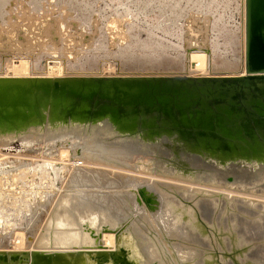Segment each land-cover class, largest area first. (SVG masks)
<instances>
[{
  "label": "rangeland",
  "instance_id": "1",
  "mask_svg": "<svg viewBox=\"0 0 264 264\" xmlns=\"http://www.w3.org/2000/svg\"><path fill=\"white\" fill-rule=\"evenodd\" d=\"M208 2L0 0V76H47L58 87L62 76L71 75L108 80L116 75L243 74L241 0H215V4L209 2L213 5L210 7ZM226 39L239 58L234 66L222 63L224 55L232 56L231 47L224 43ZM198 50L206 53L203 61L190 57ZM95 96L102 101L99 94ZM92 139H83L76 133L44 131L25 132L13 138L0 136V249L31 250L58 196L71 191L68 206L87 207L80 215L100 212L110 222L129 218L128 233L123 239L124 244L129 240L125 245L137 263L146 264L149 259L158 264H187L191 257L199 258L200 251L192 243L194 236L170 214L176 205L183 204V198L188 199L179 196L183 193L180 188L210 192L196 201L200 203L197 208L202 207L213 218H218L222 205L211 215L207 205H216L212 197L223 198L226 203V198L231 197L264 203L263 195L147 173L136 166L138 159L143 160L142 155L130 147ZM142 186L159 195L160 204L152 208L154 211L136 199V191ZM66 208L62 212L70 218ZM249 211L261 219L260 225L264 224V213L259 208ZM241 216L231 213L240 233ZM257 219L247 220L252 231L245 236L254 241L250 242L252 249L264 250V235L260 236L261 229L259 234L255 231ZM101 243L113 249L114 234L103 233ZM214 249L218 255L223 252L218 247ZM226 253V264H232L231 252ZM215 261L223 264L217 257Z\"/></svg>",
  "mask_w": 264,
  "mask_h": 264
},
{
  "label": "bare ground",
  "instance_id": "2",
  "mask_svg": "<svg viewBox=\"0 0 264 264\" xmlns=\"http://www.w3.org/2000/svg\"><path fill=\"white\" fill-rule=\"evenodd\" d=\"M242 1L239 28L244 22L243 74L116 75L108 80L71 75L62 76L58 87L47 76H0V136L13 138L25 132L44 131L76 133L83 139L94 137V141L130 147L142 155L143 160L138 159L136 166L147 173L264 196V79L257 85L248 80L249 76H264V71L247 69L245 0L244 12ZM224 43L231 47L227 39ZM230 53L232 56L224 55L222 63L234 66L239 58L233 46ZM204 56L202 51L190 54L198 61H203ZM161 84L164 92L159 89ZM93 93L99 94L102 101ZM180 190L183 193L179 196L188 199L183 198V204L176 205L170 214L194 236L192 243L200 251L199 258L191 257L187 264H219L215 257L226 264V251L231 252L232 264H264V250L252 249L250 242L254 241L245 236L252 231L247 220L258 218L249 210L259 208L264 213V203L238 197L226 198V203L223 198L212 197L215 206L202 203L211 215L222 205L218 218H213L202 207L197 208L199 196L210 192L186 187ZM63 192L46 216L32 249H0V264H139L125 245L129 240L124 244L129 218L110 222L100 212L80 215L87 207H69L71 191ZM136 194V199L143 200L141 204L150 211L160 204L158 193L147 187L138 188ZM230 202L233 205H228ZM64 206L69 208L70 218L62 212ZM231 213L242 215V233L237 231ZM260 222L257 219L255 231L261 229V236L264 224ZM105 232L114 234L113 249L101 243ZM215 247L223 252L218 255ZM146 264L158 263L148 259Z\"/></svg>",
  "mask_w": 264,
  "mask_h": 264
},
{
  "label": "water",
  "instance_id": "3",
  "mask_svg": "<svg viewBox=\"0 0 264 264\" xmlns=\"http://www.w3.org/2000/svg\"><path fill=\"white\" fill-rule=\"evenodd\" d=\"M246 65L250 72L264 71V0H245ZM254 85L263 75L248 77ZM150 87V86H149ZM153 92V86L150 88ZM164 92L163 84L159 87ZM180 91V89H179ZM179 91L173 90L178 93Z\"/></svg>",
  "mask_w": 264,
  "mask_h": 264
}]
</instances>
